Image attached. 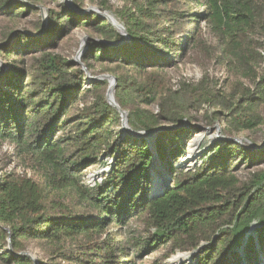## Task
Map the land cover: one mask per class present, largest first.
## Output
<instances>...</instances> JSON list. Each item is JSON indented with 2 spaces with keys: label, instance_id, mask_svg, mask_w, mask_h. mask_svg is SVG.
I'll use <instances>...</instances> for the list:
<instances>
[{
  "label": "trees",
  "instance_id": "obj_1",
  "mask_svg": "<svg viewBox=\"0 0 264 264\" xmlns=\"http://www.w3.org/2000/svg\"><path fill=\"white\" fill-rule=\"evenodd\" d=\"M24 1L43 5L50 0ZM183 1L185 5L177 3L170 9L168 0H144L125 7L116 14L130 37L129 43L110 48L91 42L89 47L87 57L99 65L118 64L148 76L147 81L140 82L114 76L115 100L129 112L128 124L133 131L179 125L186 118V105L179 96L170 90L161 92L159 84L169 68L180 70V63L186 64L185 46L200 40L197 30L202 18L187 17L185 8L193 0ZM197 2L206 8L203 19L217 30L227 63L242 75L251 71L253 76L255 65L264 56L249 45L255 43L249 35L255 28L264 31V8L254 7L251 0ZM160 5L165 9L160 11ZM100 7L112 11L106 0L100 2ZM61 9L60 13L49 11L48 26L41 37H24L25 41H16L17 48H0V57L13 60L8 72L0 76V142L14 145L16 156L31 162L41 180L40 184L26 176L1 177L0 224L11 232L13 253L2 252L0 261L33 264L28 257L19 256L27 252L25 242L58 246L80 237L79 242L90 251L91 258L79 264H157L144 259L147 247L151 254L164 252L168 258L176 250L195 251L202 243L206 246L199 249L196 264H260L255 238L249 230L253 223L258 224L256 239L264 252V173H253L241 182L234 174L237 155H232L240 152L245 159L255 160V153L224 142L200 167L186 171L177 167L185 154L178 137L181 132L161 133L154 143L155 155L172 184L160 196L150 198L154 153L149 144L145 139L121 136L115 131L120 115L106 102L103 83H93L90 89L83 90V71L46 52L58 36H67L78 20H82L81 26L92 25L107 42H119L123 37L95 14L78 16L66 5ZM3 11L10 17L39 13L19 0H0V12ZM189 22H193L192 26ZM37 26L41 33L40 20ZM179 29L185 39L179 37ZM32 45L41 54L39 59L31 54ZM25 54L31 61L27 66ZM86 60L83 59L85 65ZM104 71L112 72L108 67ZM206 81L202 78L195 86L183 81L180 90L198 93L193 101L210 102ZM89 95L95 102L79 109L78 101ZM137 97L142 98L141 104L134 105ZM152 104L159 107L158 114L146 109ZM257 105H264V77L255 83L253 92L243 89L238 101L234 102L233 97L224 105L230 114L228 133L259 126L258 113L253 116L249 111L253 107L255 112ZM237 120L241 126L235 128ZM107 150L114 158L109 174L95 187L81 185L85 172ZM68 198L76 199L82 211L71 208ZM132 223L139 226L127 234L106 231L110 226L130 228ZM147 228L155 229L150 239L133 242L132 238L137 241V236L139 240ZM104 233L106 237L102 239ZM6 236L0 228V245L7 244Z\"/></svg>",
  "mask_w": 264,
  "mask_h": 264
},
{
  "label": "rangeland",
  "instance_id": "obj_2",
  "mask_svg": "<svg viewBox=\"0 0 264 264\" xmlns=\"http://www.w3.org/2000/svg\"><path fill=\"white\" fill-rule=\"evenodd\" d=\"M71 1L73 5L79 10L91 9V11L98 12L100 15L98 17L102 20L105 19L103 13H107V15L112 17L115 21H117L120 25L123 26L119 18H117L116 13L118 11H123L125 7L130 8L135 4H140L144 0H106L109 6L112 7V11H105L101 9L100 2L103 0ZM251 2L254 7L264 8V0H251ZM22 3L27 4L31 9L39 10V13L34 14L25 12L21 14L20 17H10L9 15L5 16L4 11L0 12V48H17L16 41L18 39L25 41L24 37L31 39H37L41 37L48 26L49 11L55 10L60 13L62 11L61 6L66 5L63 0L44 1L43 5H34L25 1ZM177 3L185 5V2L183 0H168V9H170L172 5L176 6ZM177 8L178 10L182 9L179 7ZM162 9L165 8L164 6L160 5L159 10L161 11ZM185 9L187 17L196 16L202 18V20H199V27L197 30V36L199 35L200 40L197 41V43L194 45L191 44L189 46H185L184 54L186 57V64L183 65L182 63H180V70H175V68H169L165 72L166 75L161 76L159 83L161 92H166V90H170L172 93L176 94V96H179V99L181 100L183 105H186V118L181 124H179H183V127L173 131L181 132L178 137L180 138L181 146L185 148V154L179 160V164L177 167L183 168L186 171H193L194 169L200 167L202 163L213 154L214 150L218 146H223V143L226 141H221V138L238 139L240 140L239 145L246 151L255 153L256 157L255 160H251L249 157L245 159L240 152H234L232 154L237 155V163H235L234 165V174L238 177L241 182L246 181L253 173H264V105H257L255 112L253 107H250L249 110L250 113L253 114V116L254 113H258L256 115L259 116L258 119L260 121V125L250 128H241L242 130L237 134H229L227 131V124L229 121L230 114H228V111H226L224 105L230 103V101H233V97L234 102L238 101L240 98V93L243 91V89H250L252 92L255 90V83L259 80V78L264 77V60H262L259 65H255V73L253 74V76L251 74V71H249V74L245 76L242 75L238 70H233V67L230 66L224 58V55L222 53V41L219 38L216 28H214L212 25H210L207 21L203 19L204 15L206 14L205 6L202 4H198L197 0H193V3H188V6ZM14 12L15 11L11 13ZM72 12L78 16L95 14H78L74 11ZM39 20L42 23L41 33H39L37 26ZM81 21L82 20L77 21L78 24L74 25L71 28L67 36L63 38L62 36H58L56 40L53 41L55 44H53V46H51L46 52L51 54L54 58H59L70 64L76 65L83 71V73L85 74V79L82 82L83 90L90 89L93 83H103L102 91L106 94L109 82L107 80L101 82L94 81L96 77H99L101 75H110L114 77L116 74H118L126 77L128 81L132 79H137L138 82L143 79L147 81L148 76H146L145 73L139 74L132 69L124 68L118 64L111 65L108 62H103L102 65H99V62H95L93 58L87 57V55L89 54V47L91 45V42L99 44L98 41L105 40L102 39L99 34L95 32L94 28H92V25H79ZM189 23L190 26H192L193 22ZM250 33L251 34L249 36L252 40H254L255 43L251 42L249 45L255 48V50L260 53L261 56H264V31L261 28H255ZM179 37L181 39H185L186 35L183 32H180ZM123 39L124 40L122 41L124 42V44L121 46L128 44L130 41V38ZM18 49L21 50L22 48L19 47ZM30 52L33 57H35V59H39L41 57V54L36 52V48L34 45L30 47ZM13 53L16 54L17 52ZM25 55L26 56L24 59L27 66L31 64V61L29 60V56H27V54ZM85 58L87 59V64L92 67L91 70H88L86 66L87 64L85 65V63H83V59ZM12 62L13 60L11 58H4L3 56L0 57V76L8 72V67L9 65L13 64ZM106 67L111 69L112 72L106 73L104 71ZM86 73L88 74L87 78ZM202 78L207 79V81L204 82V87L206 88L207 92L211 94L209 99H207L210 102H204V99H201L200 103H198L195 100L193 101L192 99L193 97L198 96V93H195L194 90H190L192 86H190V88L188 89L190 90L189 92H181L180 83L183 81H187V83H190L195 86L200 82ZM141 100V97L135 98L134 105L141 104ZM94 102L95 98L92 95H89L87 98L78 101V107L79 109H82L84 106H90ZM115 102L117 103L116 100ZM239 102L240 104L243 103L242 100H240ZM146 109L151 111L153 114L159 113V107L156 104L147 106ZM123 111L127 113V120H129V112L127 110ZM239 123V120H237L233 127H240L241 125ZM169 126L177 125L163 124L162 128ZM115 131L121 136L132 137L122 132L121 118L119 122V127L116 126ZM134 132L144 131L141 130ZM196 137L198 141L196 142L194 149L196 153L200 155L196 158L195 162H193L192 164H187L185 157L188 156L187 154H189L191 148H193V142L195 141ZM133 138L140 139L138 137ZM155 140L156 138L153 139V146ZM145 141L150 144L149 141L151 140ZM151 151L154 153V162L152 164L153 170L151 171L150 193L154 189L159 192L167 189L168 183H170V189L172 179L159 163V160L155 155V151L152 150V148ZM113 163L114 158L111 156L108 150L105 151L100 157L99 161L85 172L81 180V185L85 187H95L96 184L102 183L104 177L109 174L111 167H113ZM97 173H100L99 178L93 180L92 183H90V176ZM4 175L26 176L28 178H32L34 181L41 184L39 175L32 169V163L27 160H20L16 156L14 145L8 142H0V179ZM161 175L164 177L163 180L165 181V185L162 190H158V187H156V183L158 182L157 178ZM67 203L71 208H74L77 212L82 211V208L79 206V202L76 199L69 200L68 198ZM137 226H139L138 223H132L130 225V228H128L127 226H123L119 229H116L115 227L110 226L108 229H106V231L110 234L118 232H124L127 234L128 230H135ZM258 227L259 226L257 223H253L250 227L249 235L254 236L256 243L255 250L258 252L259 255L258 260L260 264H264V252L261 251L256 239V229H258ZM0 228H2L3 231L7 233V244L5 246L2 244L0 245V254L5 251L13 253L11 245V232L9 228L4 224H0ZM154 233L155 229L147 228L146 231L142 232L139 240L137 236V241H135V238L133 237V242L142 243L143 241H147L148 239H150V235ZM105 237L106 234H102V239H105ZM79 241L80 237L77 239L68 240L67 242H65V244L62 242L58 246L56 244H48L46 242L39 241H30L27 243L25 242L24 244L27 247V252L22 253L31 254L34 258L32 260L33 264H79L80 260L84 262L86 261V259L88 260L91 258L90 251L86 250V248L83 247V243H80ZM153 242L154 241L151 240V243ZM205 246L206 244L202 243L199 249L204 248ZM199 249L191 252H181L179 250H176L172 256L167 258L164 256V252H155L151 254V250L147 247L146 253L144 254V259L157 264H171V261L175 256L187 255L188 258L182 264H196ZM84 254H86V256H84ZM241 256L243 257L242 254ZM0 264L8 263H3L0 261ZM242 264H246V262H243Z\"/></svg>",
  "mask_w": 264,
  "mask_h": 264
},
{
  "label": "water",
  "instance_id": "obj_3",
  "mask_svg": "<svg viewBox=\"0 0 264 264\" xmlns=\"http://www.w3.org/2000/svg\"><path fill=\"white\" fill-rule=\"evenodd\" d=\"M22 2H24V0H20ZM63 2L66 4V6L71 9L72 11L78 13V14H85V13H95L97 16H100L98 12L95 11H91V9L89 10H79L77 9L71 0H63ZM103 16H105V19L107 20L108 24L111 25L123 38L128 39L130 38L129 35L127 34V32L125 31V28L120 25L117 21H115L112 17H110L109 15H107V13H103ZM124 40V39H123ZM99 44H102L104 46L107 47H119L121 45L124 44L123 41H119V42H107V41H98ZM86 71V70H85ZM88 77V74L86 73V78ZM107 80L109 82V86L108 89L106 91L105 94V100L106 102L113 107L118 114L120 115L121 118V130L124 134L132 136V137H138L140 139H145L147 141L150 142L149 147L152 148V150L155 151L153 144V139H155L157 137V135L167 132V131H174V130H178L180 128L183 127L182 125H177V126H169V127H164V128H160V129H156L153 131H144V132H134L133 130L130 129V127L128 126V120H127V113L125 111H123L119 105L115 102L114 99V88L116 86L115 82L116 79L110 75H101L99 77H96L94 79L95 82H101V81H105ZM221 141H226L232 144H240V140L238 139H231V138H221ZM170 187V183H168L167 185V189L168 190ZM164 191V190H163ZM159 192L156 189H154L151 193H150V198H154L157 196H160L161 193L163 192ZM159 192V193H158ZM9 246V244H8ZM19 256H26L29 259L33 260V256L29 253H21L19 254Z\"/></svg>",
  "mask_w": 264,
  "mask_h": 264
},
{
  "label": "bare ground",
  "instance_id": "obj_4",
  "mask_svg": "<svg viewBox=\"0 0 264 264\" xmlns=\"http://www.w3.org/2000/svg\"><path fill=\"white\" fill-rule=\"evenodd\" d=\"M199 136V135H198ZM197 136V137H198ZM197 137L195 138V141L193 142V148H191V151L189 154H187L188 156L185 157L186 161H187V164H192L193 162H195L196 158L200 155L198 153H196L195 149H194V146L196 145V142L198 141ZM213 139V138H211ZM102 170V169H101ZM102 173V172H100ZM100 173H97V174H93L90 176L89 178V182L92 183L93 180L95 179H98L99 176H100ZM161 177V178H160ZM160 177H158L157 179V183H156V187H158V190H162V188L164 187L165 185V181L163 180L164 177L161 175ZM154 187V186H153ZM155 188V187H154ZM188 258L187 255H179V256H175L172 261H171V264H182L183 262L186 261V259Z\"/></svg>",
  "mask_w": 264,
  "mask_h": 264
}]
</instances>
